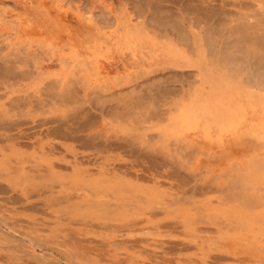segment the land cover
<instances>
[{
  "label": "rangeland",
  "instance_id": "1",
  "mask_svg": "<svg viewBox=\"0 0 264 264\" xmlns=\"http://www.w3.org/2000/svg\"><path fill=\"white\" fill-rule=\"evenodd\" d=\"M104 24L142 39L114 50L125 79H97L71 57L69 36L85 49ZM238 32L259 55L247 60ZM225 51L264 59V0H0V264H264L224 215L264 141L166 132L182 102L220 84ZM102 180L126 186L122 199L105 192L108 212L132 215H89Z\"/></svg>",
  "mask_w": 264,
  "mask_h": 264
},
{
  "label": "bare ground",
  "instance_id": "2",
  "mask_svg": "<svg viewBox=\"0 0 264 264\" xmlns=\"http://www.w3.org/2000/svg\"><path fill=\"white\" fill-rule=\"evenodd\" d=\"M42 1L43 0H38V2ZM26 4L27 7L30 6L29 1H27ZM56 6V12L59 16L58 22L60 24H64V17L68 16L70 9H67V6L65 7L64 3H58ZM17 17L19 18L18 14L16 18ZM78 17L80 20L88 19V21L94 26L97 24L95 22L94 15L86 18L84 13L78 11ZM104 28L106 29H102L103 31L100 33L102 39H95L94 43L87 46L85 49L79 46L78 41L75 38L69 36L70 40L68 44L71 47V57L74 61H77L82 68L87 70V72L90 70L89 73L92 75L94 74L97 79L103 78L106 81L125 79L130 75L129 72L132 68L119 67L120 59H123L126 55L117 57L114 50L119 47L134 48L142 39L139 36V33L131 28L126 29L124 32L110 29V25H107ZM34 29L37 34L44 33L43 28L40 25ZM24 30H26V28H24ZM234 42L238 47L247 48L245 49V51H247V57L249 55H259L260 53V47H258V49L257 45L255 48L254 43H248L249 41H246L241 32H238ZM178 52L180 54V51ZM62 57L63 56L61 54L60 64L64 66L65 63ZM134 57L136 59L139 58L137 54H134ZM238 57H236L231 51H227L225 54H222L214 59L221 75L220 84L211 87V92L202 99L195 97L191 101L182 102L178 108V112L171 118V125L166 128V132L174 135H187L188 138L192 139V141L199 140L201 138L208 142H215L219 140L220 143H224L227 137L235 139L241 135L248 136L247 134L250 136L252 134V136H255V139L257 138L264 141V66H262L264 59H259L257 63H255V61V64L251 67V62L250 65L248 63L249 61H247L249 60V57L247 60L244 57ZM175 58L179 59L177 56ZM260 58H262V56H260ZM186 62L188 63L189 61ZM88 64L91 68H88ZM255 91L260 92L262 98L256 99L253 95V92ZM161 132L165 134L164 131ZM228 140L231 141V139ZM198 143H200V141ZM246 148L244 149L246 150ZM72 156L73 155H71V157ZM94 170L96 169L94 168ZM99 172L106 175V170L104 169H100ZM22 173L25 174L24 172ZM238 176L239 179L237 178ZM238 176L236 177L237 179L235 178V181H238L236 184H238L241 188L239 199L236 198L239 200L238 204L227 209L224 212V215L231 216L234 222L238 225V232L235 234V238L244 240L247 244H253V246H255L253 251H258L255 253L258 255L255 256V261L260 258L264 261V144L256 148L252 154L244 159ZM19 181L21 180L19 179L15 182L18 183ZM23 182L27 183L28 179H23ZM93 186L98 191L100 198L96 201H89L91 202L89 203L91 206L88 205L90 206L89 215L93 217L114 215L115 212H111V214L108 212V208H110L108 203L110 199L107 198L109 192H105L111 191L122 199L125 197L124 195H126V190H124L126 186L124 185L123 188L116 180H102L101 182L99 181L94 183ZM235 187L238 190L240 189L237 186ZM116 213L114 216L119 218H127L132 215V213H130V211L126 208H122L120 211L118 210V215H116ZM188 215H190V213H188ZM191 218L192 215H190V218L187 219ZM236 249H238V251H242L241 248ZM261 255H263V257ZM237 258L239 257L237 256ZM257 261L258 264H263L259 260Z\"/></svg>",
  "mask_w": 264,
  "mask_h": 264
}]
</instances>
